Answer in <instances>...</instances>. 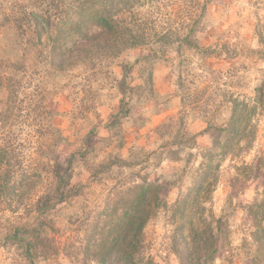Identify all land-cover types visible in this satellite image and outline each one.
<instances>
[{
    "label": "trees",
    "instance_id": "obj_1",
    "mask_svg": "<svg viewBox=\"0 0 264 264\" xmlns=\"http://www.w3.org/2000/svg\"><path fill=\"white\" fill-rule=\"evenodd\" d=\"M171 1L178 3L177 15H160L161 6L167 7ZM185 2L0 0L3 124L6 125L13 111L23 112L33 122L42 119L47 135H50L43 148V159L38 164L41 174L27 175L21 168L13 172L14 165L10 161L13 156L6 148H0L1 211L15 214L21 207L26 210L24 219L16 218L12 224L5 220L7 224L0 237L2 243L15 247L23 264L54 263L62 252L54 238V233L58 232L55 227L58 207L69 203L81 192L80 186L71 183L75 153L60 161L54 150L58 143L65 142V138L54 127L55 114L45 107V98L61 82L68 84V77L73 74L87 82H98L102 73L106 75L103 71L108 69L111 61L117 60L125 51L137 48L150 52L142 60L160 59L170 69L177 62L186 77L196 72L198 80L204 78V87L181 97L182 106H186L187 99L193 113L198 114L191 119L204 122L201 133L210 136L211 144L204 151L192 186L186 193L179 194L169 207L179 262L213 264L219 244L228 243L230 230L226 215L215 218L206 205L217 184L220 161L227 157L237 158L253 146L256 138L254 118L264 117V81L253 89L252 97L243 99L232 91L236 88L233 84L237 79L236 68L225 74L210 71L202 64L194 68L197 58L205 61L218 53L204 47L198 37L205 6L198 9L199 3L195 0L196 8L191 6L189 10ZM259 37L264 41V29ZM250 52L252 56L260 55L258 51ZM236 56L232 49L229 58ZM222 78L228 79L229 83H221ZM109 122L103 124L104 128L109 129L115 124ZM164 126L161 124L157 130ZM94 133L96 131L92 129L89 135ZM190 141L196 146L194 137L186 143ZM16 163L21 165L19 161ZM115 166L127 167L122 161L100 163L96 176ZM168 187V182L159 179L121 182L110 202L97 215L103 219L90 225L84 236L82 262L157 264L143 255V235L146 225L158 212L168 208L164 197ZM243 211L251 220L249 241L243 243L246 262L264 264V184Z\"/></svg>",
    "mask_w": 264,
    "mask_h": 264
},
{
    "label": "rangeland",
    "instance_id": "obj_2",
    "mask_svg": "<svg viewBox=\"0 0 264 264\" xmlns=\"http://www.w3.org/2000/svg\"><path fill=\"white\" fill-rule=\"evenodd\" d=\"M183 1L189 10L194 6L195 0ZM196 1L198 9L205 6L198 35L200 42L219 56L205 61L197 58L194 68L202 64L210 71L225 74L234 67L237 79L233 80L236 87L233 93L243 99L252 97L253 89L264 81V41L259 37L264 29V0ZM177 7L178 3L171 1L167 7L161 6L159 13L166 17L177 15ZM1 24L0 20V29ZM232 49L237 53L234 59L229 58ZM250 51H258L260 55L252 56ZM149 53L145 48L127 50L107 65L108 69L103 71L106 75L102 73L98 82H87L73 74L68 77V84L61 82L45 98V107L55 114L53 125L65 138L54 150L60 161L75 153L71 183L81 187L79 196L58 207L55 217L58 232L54 233V238L62 252L53 264H84L81 248L89 226L103 219L97 215L110 202L121 182L140 179L150 182L159 179L169 185L164 193L168 208L159 211L144 229L143 255L157 264H180L169 207L179 194L186 193L192 186L204 151L211 144L210 136L201 133L204 122L191 119L198 114L193 113L187 99L183 107L181 97L204 87V78L198 80L196 72L186 77L177 62L170 69L160 59L142 60ZM222 82L229 83V80L222 78ZM157 88L161 91L164 88L166 94L161 96L155 91ZM3 99L4 95H0L1 102ZM160 110L169 112L161 122L165 126L158 130L161 124L150 128L149 116L159 114ZM2 111L0 104V148H6L13 156L10 159L13 172L21 168L27 175L41 174L38 164L50 139L46 123L40 118L33 122L25 113L13 111L4 125L5 112ZM109 121L115 124L104 128L103 124ZM194 121L199 124L190 129L189 124ZM253 125L256 138L252 148L237 158L227 157L220 161L217 184L206 205L215 218L226 215L230 230L229 241L226 245L219 244L213 264H248L243 243L249 241L251 220L245 217L243 207L253 201L264 184V117H255ZM135 128L142 130L141 145L132 144ZM92 129L96 133L89 135ZM190 137L195 138L196 146L193 141L186 143ZM108 161H122L127 167L115 166L96 176L97 166ZM24 216L23 207L15 214L2 212L0 207V235L5 224L14 223L16 218L24 219ZM0 264H23L20 253L15 247L2 243L1 237ZM37 264L48 263L40 261Z\"/></svg>",
    "mask_w": 264,
    "mask_h": 264
},
{
    "label": "crops",
    "instance_id": "obj_3",
    "mask_svg": "<svg viewBox=\"0 0 264 264\" xmlns=\"http://www.w3.org/2000/svg\"><path fill=\"white\" fill-rule=\"evenodd\" d=\"M161 88V87H160ZM155 91L158 93V94H160L161 96L162 95H165L166 94V91H164V88H162V91H161V89H155ZM168 93L170 94V91H168ZM176 100V99H175ZM174 101V100H173ZM168 111H165L164 112V110L163 111H161L160 110V112H159V114H157V115H155V116H149V119H150V128H155V127H157V126H159L160 124H161V122H163L164 121V119H165V117H167L168 116ZM199 123H198V121H194V122H192V123H190L189 124V128L190 129H193L194 127H196L197 125H198ZM141 131L142 130H138V129H136L135 128V131H134V136H136V137H134V138H132V141H133V143L132 144H134V143H137L138 145H141V143H140V140H141ZM132 146V145H131ZM164 163V162H163ZM161 167H162V164H161Z\"/></svg>",
    "mask_w": 264,
    "mask_h": 264
}]
</instances>
